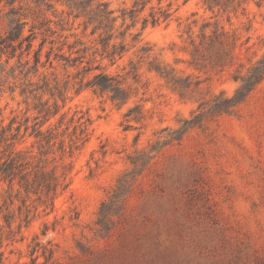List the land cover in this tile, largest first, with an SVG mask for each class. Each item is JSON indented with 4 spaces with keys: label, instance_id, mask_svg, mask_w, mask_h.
<instances>
[{
    "label": "rangeland",
    "instance_id": "1",
    "mask_svg": "<svg viewBox=\"0 0 264 264\" xmlns=\"http://www.w3.org/2000/svg\"><path fill=\"white\" fill-rule=\"evenodd\" d=\"M96 2L117 17L109 41L63 0H0L1 149L42 159L65 184L50 199L0 178V264H264V79L233 113L183 130L202 102L233 93L240 62L263 54L264 0L225 11L203 0ZM12 8L26 24L7 40ZM207 23L206 35L214 23L227 33L212 61L192 55ZM97 73L127 101L94 91ZM133 159L140 173L106 235L100 204Z\"/></svg>",
    "mask_w": 264,
    "mask_h": 264
},
{
    "label": "trees",
    "instance_id": "2",
    "mask_svg": "<svg viewBox=\"0 0 264 264\" xmlns=\"http://www.w3.org/2000/svg\"><path fill=\"white\" fill-rule=\"evenodd\" d=\"M67 7L70 9L69 13L74 14L75 17L82 16L85 18L84 23L86 25L94 24V31L102 26L107 28L106 36L104 37L109 41L112 37V33H109L114 28V22L117 17L112 16L113 11L107 9V5L104 2H96L94 8L92 4L94 0H63ZM204 4L210 10L219 8L218 10L225 11L228 8L235 10L233 3L236 2L238 5L241 4V0H203ZM9 19V30L6 36L7 40H15L22 34L23 27L26 21H22L21 17H16V11L12 8L10 11ZM210 23L203 25L201 39L198 44L192 43L194 58H203L212 61L215 58L220 59V55L217 51L213 50L215 42L219 44L223 43V37H227V33L220 30L217 23H214L213 29L209 35H206L205 28ZM121 38L124 34L120 33ZM29 40L28 46H30L31 34L24 37ZM5 42V40H3ZM234 48V42L231 43ZM120 52L124 50V44L122 41L119 44ZM231 48V49H232ZM230 57L231 50L227 49L223 53ZM197 56V57H196ZM37 62V61H36ZM162 77L166 78L167 81L171 82L174 86H178L179 89L183 90L188 87L190 82L187 81L184 85H180L179 78L172 73V69H167L165 66L156 65L153 67ZM244 69V70H243ZM264 79V52L263 54L254 61H250L249 64L245 65L240 62L238 68L234 72L233 80L237 83L233 93L226 95L223 91H220L217 95L212 97L206 102H202L200 113L194 116L190 120L185 121L184 131L189 127L193 126L199 120L204 118H211L220 114H231L235 111L236 107L243 103L253 89ZM89 85L93 87L94 91L100 93L107 92L109 98L113 102L123 104L128 99L127 90L121 87L120 82L112 76L105 73H97L93 79L89 82ZM131 109L128 110V113ZM47 112L46 114H48ZM136 118V117H134ZM37 132H39L37 130ZM3 140V135L1 136ZM0 140V178L12 182L18 178V183L22 185L25 190H29L34 185L38 187H44L46 195H50V199H53L58 186L63 185L60 176L56 175L54 169L46 170L45 166L41 164L42 159L37 161V164L32 165L23 154L19 151L14 150L11 145L7 144L1 149ZM133 167L131 170L123 173L118 179L115 185L113 193L108 197L107 200L101 202L97 224L101 227L102 231L109 235L112 215L115 213L114 207L124 203L126 195L131 189V185L136 177L140 173L137 170L136 161H131ZM65 187V184L63 185Z\"/></svg>",
    "mask_w": 264,
    "mask_h": 264
}]
</instances>
